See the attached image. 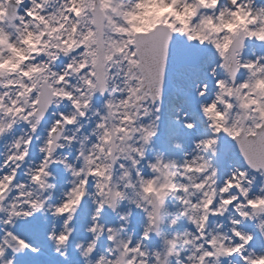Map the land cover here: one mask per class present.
Wrapping results in <instances>:
<instances>
[{
  "label": "snow or ice",
  "instance_id": "1",
  "mask_svg": "<svg viewBox=\"0 0 264 264\" xmlns=\"http://www.w3.org/2000/svg\"><path fill=\"white\" fill-rule=\"evenodd\" d=\"M0 264H264V0H0Z\"/></svg>",
  "mask_w": 264,
  "mask_h": 264
}]
</instances>
